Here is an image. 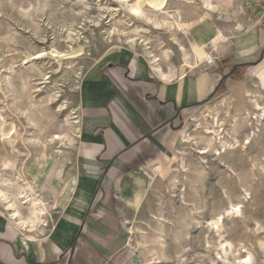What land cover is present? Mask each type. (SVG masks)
<instances>
[{"label": "rangeland", "instance_id": "1", "mask_svg": "<svg viewBox=\"0 0 264 264\" xmlns=\"http://www.w3.org/2000/svg\"><path fill=\"white\" fill-rule=\"evenodd\" d=\"M260 1L213 0L221 7L215 15L205 13L199 0H170L168 8L182 16L181 29L149 28L159 64L169 70L185 64L183 54L196 60L201 49L210 55L217 51L212 35L222 34L231 44L257 26L263 12L257 7ZM127 8L120 0H0V72L6 94L0 96V109L16 121L20 134L14 146L21 158L14 169L20 166L18 173L32 175L33 183L40 186L49 180L51 186L56 179L61 181L56 175L59 158H55L60 144L53 137L74 133L66 111L60 112L59 107L65 99L70 107L77 106L78 95V90L71 89L76 79L68 69L69 61L78 59L86 78L97 60L128 49L117 43L118 35L124 38L136 30L128 23ZM112 28L118 35L112 32L114 41L108 44L105 35ZM167 50L173 52L169 59L163 57ZM136 54H142L140 47ZM214 54L205 62H214L215 67L216 60H225L229 48ZM255 66L264 68V56L250 65L236 66L233 77L229 71L223 75L216 98L197 108L187 121L174 167L127 221L129 241L141 264H238L248 253L255 264H264V132H260L264 73L260 77ZM216 70L223 68L217 65ZM55 92H60L59 98L53 96ZM214 116L219 120L215 129ZM11 177L9 167L0 168V179ZM234 207H241V216L228 220L227 213ZM108 226L111 234L117 233L118 225ZM133 228L137 229L134 235ZM229 243L241 254H223L219 245Z\"/></svg>", "mask_w": 264, "mask_h": 264}, {"label": "crops", "instance_id": "2", "mask_svg": "<svg viewBox=\"0 0 264 264\" xmlns=\"http://www.w3.org/2000/svg\"><path fill=\"white\" fill-rule=\"evenodd\" d=\"M257 7L263 10L257 26L231 44L212 35L217 51L197 50L199 58L187 57L179 68L165 70L128 49L97 62L80 81L75 145L57 164L65 182L31 181L44 203L37 204L42 220L31 222L32 205L20 207L21 220L0 205V264H141L127 221L174 167L187 121L216 98L223 75L263 59L264 0ZM228 48L225 60L215 62L223 70L205 62ZM255 72L262 77L264 68Z\"/></svg>", "mask_w": 264, "mask_h": 264}, {"label": "bare ground", "instance_id": "3", "mask_svg": "<svg viewBox=\"0 0 264 264\" xmlns=\"http://www.w3.org/2000/svg\"><path fill=\"white\" fill-rule=\"evenodd\" d=\"M120 1H123L124 3L127 4V7H128L127 12H128L129 18H130L128 20V23H129L130 27L136 26L135 27L136 30L134 33L131 32L132 34H130L128 36H125V34H124L125 37L123 38L122 36L118 35L117 32L114 33L113 31L115 29L112 28L106 32V35H105L106 42H108V44H109L111 42L110 40H113V36H111V35L114 33V34H116L114 37H116L118 35V37H117V43L118 44H122V45L128 47V49L132 52H137V49L140 47L142 50V54L145 55L152 62V64L158 65L160 58L152 50L153 49L152 45L155 41H153L150 37H148V35L150 34L149 28H152L155 30H160V28L166 27V28H168L170 30H174V31L176 28H178V30H180L181 26H180L179 21L182 22V16L179 13H175V11H171L168 8L170 0H120ZM199 1L201 3L202 9L205 11V13H214L216 15V13L221 11L220 10L221 7L219 8L213 2V0H199ZM151 14H154L155 16L161 17L163 19V21H160L159 19L158 20L153 19L152 18L153 16ZM125 21H127V20H125ZM138 24H140V25L142 24L144 27H139V26L137 27ZM145 26H147L148 29ZM126 30H127V28H126ZM226 42H228L227 39H225L222 43H226ZM85 44H87V43H85ZM113 44H114V42H113ZM118 44H115V45H118ZM114 51H115V49H114ZM181 51H184V48ZM88 55H89V53H88ZM172 55H173V52L170 50H167L164 52L163 57L165 59H169ZM183 55L185 56L184 58H187V54H183ZM85 56H87V54ZM27 58H29L28 62H32L31 57H27ZM35 59H40V56L36 55ZM105 59H107V58H105ZM105 59H103L101 61L97 60V62H104ZM211 59H212L211 57H208L207 62H209L208 60H211ZM100 65L102 66V64H100ZM82 66L80 64V61H78V59H73V60L69 61V63H68V69L74 74V77L76 79V81L74 82V84L72 85V88H71L73 91L80 89V81H81L83 74H84ZM61 73H63V71ZM1 76H2V74L0 72V96L6 97V94H5L3 86H2ZM59 94H60V92H55L53 96L55 98H57L59 96ZM3 100H6V98ZM69 103L70 102L67 99H65L60 104L59 109H60V112L66 111L65 112L66 120L72 124L75 131L72 134V136H69V137L61 136V135H55L53 137V139H54L53 141H58L57 145L60 144V145H58L56 152H55V158H59V161L62 158H65L66 156L69 155L70 152L67 150H70L71 148H73V146L75 145L74 142H75L77 134H78L77 133V127L79 124L78 107L77 106H75V107L71 106L70 107ZM221 104L225 108L228 107L227 113H229L230 109H229V106H228L226 100L222 99ZM3 112H4V110L2 111L0 109V168L1 167H9V169H11V172H12V177L10 180H6V181H4L3 179H0V205L2 206V210L6 211L8 216L11 219H15V220H18V219L21 220L22 219L23 215H22V212L20 211V207L32 205L33 207H35L32 210V218H31V222L34 224V223L42 220L43 210H41L42 209L41 207H40L41 209H39L37 207V204L44 205V203H43L42 199L40 198V196L38 195V191L34 188L33 184L29 180V178L26 177L24 171L22 174L18 173L21 167L19 166L18 170L14 169L15 161L18 160L19 158H21V153L18 152V150H16V148L14 146L16 139H17V136H18L17 135L18 129H17L16 121L13 118L6 117ZM203 116L206 117L205 113H203ZM212 119H213L212 124L214 125L216 123L215 124L216 127H214V129L219 128V120L216 119V116L212 117ZM262 119L264 120V115H262ZM262 131L264 132V124H263V128H262V130H260V132H262ZM214 133H216V131H214ZM7 144H10L11 148L7 147ZM63 148H65L66 150H63ZM9 150H12L11 151L12 153L9 152ZM29 153H30V151L28 150V154ZM43 158H44L43 160L47 159L45 157H43ZM59 161H57V162H59ZM24 168H26V167L24 166ZM3 187H5V188H3ZM7 190H11L12 194H9L7 192ZM13 191H14V193H13ZM36 198H38V199L35 200ZM240 208L241 207H234V209L231 212L227 213L226 218L228 220H231V219L240 217L241 216ZM222 220L224 223L225 218L222 217ZM21 223L24 224L23 222H21ZM217 223L214 224V227H215V225H217ZM210 228H208V229H210ZM217 228H218V231L216 232V234L219 233V235H220V228L218 225H217ZM134 229L135 228H133V234L135 233ZM135 230H137V229H135ZM213 232H215V231H212L211 233H213ZM219 246L222 248L223 254L224 253L229 254V252L237 253L238 255L241 254V251L240 250H234V246L230 243L228 244V246H225L224 244H221ZM238 262H239L238 264H255L251 253H248L245 257L239 258ZM149 264H158V263L151 262Z\"/></svg>", "mask_w": 264, "mask_h": 264}, {"label": "built area", "instance_id": "4", "mask_svg": "<svg viewBox=\"0 0 264 264\" xmlns=\"http://www.w3.org/2000/svg\"><path fill=\"white\" fill-rule=\"evenodd\" d=\"M97 215H98V216H101L100 218H103V214H99V213H98Z\"/></svg>", "mask_w": 264, "mask_h": 264}]
</instances>
